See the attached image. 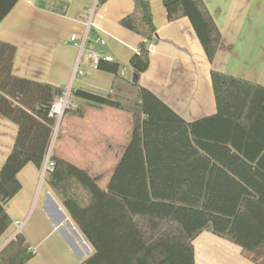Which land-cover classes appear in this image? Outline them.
<instances>
[{
	"label": "trees",
	"instance_id": "obj_1",
	"mask_svg": "<svg viewBox=\"0 0 264 264\" xmlns=\"http://www.w3.org/2000/svg\"><path fill=\"white\" fill-rule=\"evenodd\" d=\"M108 0H98V6ZM19 0H0V24ZM167 20L187 18L212 63L222 34L203 0H162ZM119 24L141 42L129 65L140 76L157 39L150 0H133ZM0 115L18 127L0 171V238L13 225L7 204L22 190L19 173L42 170L55 119L51 106L64 88L19 78L16 47L0 42ZM114 76L109 93L77 89L91 107L132 119L129 143L101 186L85 169L51 156L47 182L95 252L81 264H196L194 241L210 232L264 264V86L211 70L216 114L187 122L154 92L122 75L120 63L100 59ZM83 118L86 110H69ZM35 256L19 234L0 251V264H27Z\"/></svg>",
	"mask_w": 264,
	"mask_h": 264
},
{
	"label": "crops",
	"instance_id": "obj_2",
	"mask_svg": "<svg viewBox=\"0 0 264 264\" xmlns=\"http://www.w3.org/2000/svg\"><path fill=\"white\" fill-rule=\"evenodd\" d=\"M203 1L222 34L214 61L208 60L187 18L169 22L162 0H150L157 39L148 43L150 66L139 78L141 86L187 122L217 112L210 77L213 69L264 86V0ZM93 9V25L81 54L70 39L88 33ZM133 9V0H108L101 7L98 0H19L0 24V42L16 47L12 68L16 77L66 91L109 93L114 76L98 70L89 55L95 52L120 63L126 78L134 75L129 61L141 38L119 24ZM1 54L7 55L0 50ZM78 63L82 74L75 73ZM72 92V109L83 108L86 114L77 118L68 112L63 117L66 141H55L49 156L85 169L105 186L129 143L132 119L114 109L91 107ZM17 133V125L0 115V171ZM47 176L33 164L19 173L22 190L6 206L13 225L0 238V251L15 239L16 223H20L22 232L18 233L35 252L27 264H81L95 250L49 186ZM194 247L196 264H254L240 247L210 232L198 236Z\"/></svg>",
	"mask_w": 264,
	"mask_h": 264
},
{
	"label": "built area",
	"instance_id": "obj_3",
	"mask_svg": "<svg viewBox=\"0 0 264 264\" xmlns=\"http://www.w3.org/2000/svg\"><path fill=\"white\" fill-rule=\"evenodd\" d=\"M94 13H95V9L91 10V17L87 21L88 33H86L83 38H79L78 35L74 34L71 36V39H70V41L72 43H74L80 49L81 54L83 53L84 47L89 40V31L91 30L92 25H93L92 17L94 15ZM96 42L98 44L104 45V42L99 38L96 39ZM81 54H80V58H81ZM89 56L93 60L94 65L97 67L98 62L102 58H100V56L98 54H96L95 52H91ZM123 71L124 70H122V72H121L122 75H124ZM75 73L76 74H82V72L80 70V63H78L76 65ZM67 92H69V93H63V95L51 106V109H50L49 116L51 118L55 119L54 128L56 127L55 129L57 131L60 128V123H61L66 111L73 108V104L70 101V94L72 91L68 89ZM53 169H54L53 162L50 161L49 159H47V161L45 160V163L43 166L44 175L47 174L49 171H52ZM16 225H17V232H22V225L20 223H16Z\"/></svg>",
	"mask_w": 264,
	"mask_h": 264
},
{
	"label": "rangeland",
	"instance_id": "obj_4",
	"mask_svg": "<svg viewBox=\"0 0 264 264\" xmlns=\"http://www.w3.org/2000/svg\"><path fill=\"white\" fill-rule=\"evenodd\" d=\"M101 7V6H100ZM85 56H87V55H85ZM85 60H86V58H85ZM123 68H124V66H123ZM133 76L131 75V73H130V75H129V77L128 78H132ZM64 93H69V92H67L66 91V89L64 88ZM71 95V94H70ZM72 95H73V92H72ZM71 99H73V98H71ZM71 99H70V101H71ZM73 104V103H72ZM69 110H72V109H69ZM69 110H67L66 111V113H65V115L68 113V111ZM64 115V116H65ZM66 121H68V120H66ZM62 122V121H61ZM66 123V122H65ZM56 128V127H55ZM54 128V130H53V134H52V138H51V145H50V149H49V151L50 152H53V150H54V146H55V143L57 142V141H61V139H63V141L65 142L66 141V138H65V136H63L62 134H63V127H61V123H60V128H59V130L57 131L56 129ZM56 139V140H55ZM56 141V142H55ZM50 156H49V153H48V157H46V161H47V159H49L50 161H51V158H49ZM43 170V169H42ZM47 175V174H46ZM19 234H21V233H18L17 232V235H19ZM17 235H16V237H17ZM15 237V238H16Z\"/></svg>",
	"mask_w": 264,
	"mask_h": 264
},
{
	"label": "water",
	"instance_id": "obj_5",
	"mask_svg": "<svg viewBox=\"0 0 264 264\" xmlns=\"http://www.w3.org/2000/svg\"><path fill=\"white\" fill-rule=\"evenodd\" d=\"M132 82L139 83V75L134 74L133 77H132Z\"/></svg>",
	"mask_w": 264,
	"mask_h": 264
}]
</instances>
